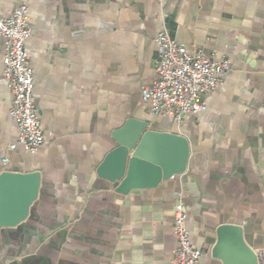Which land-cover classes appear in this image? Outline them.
Wrapping results in <instances>:
<instances>
[{"label":"crops","instance_id":"obj_1","mask_svg":"<svg viewBox=\"0 0 264 264\" xmlns=\"http://www.w3.org/2000/svg\"><path fill=\"white\" fill-rule=\"evenodd\" d=\"M20 3L44 140L34 153L7 150L18 130L0 38V172L40 176L26 218L0 228V264H172L178 201L201 264L248 261L231 240L217 245L222 224L264 250V0H0V16ZM163 23L189 52L231 63L206 109L181 124L140 93L155 79ZM130 117L185 137L184 171L125 193L100 175Z\"/></svg>","mask_w":264,"mask_h":264},{"label":"built area","instance_id":"obj_2","mask_svg":"<svg viewBox=\"0 0 264 264\" xmlns=\"http://www.w3.org/2000/svg\"><path fill=\"white\" fill-rule=\"evenodd\" d=\"M30 34L26 3H20L9 13L0 16V38L5 45L3 74L12 95L8 114L18 130L15 142L7 148L8 152L20 147L34 153L44 140L33 97V70L25 47ZM154 41L155 79L151 84L141 86V97L150 105L152 112L171 116L181 124L206 109V97L223 83L231 63L224 56H206L201 51L189 52L172 39L164 23ZM8 161L9 157L5 155L2 164ZM173 213L176 244L171 263L201 264L202 251L191 243L186 226L187 213L181 201L174 204ZM255 254L257 264H264V250Z\"/></svg>","mask_w":264,"mask_h":264},{"label":"water","instance_id":"obj_3","mask_svg":"<svg viewBox=\"0 0 264 264\" xmlns=\"http://www.w3.org/2000/svg\"><path fill=\"white\" fill-rule=\"evenodd\" d=\"M111 135L116 146L98 172L119 181L117 191L125 193L133 187L158 184L186 167L189 145L182 135L150 129L147 121L134 117ZM39 182L38 172H0V228L14 226L26 218L37 197ZM216 233L217 245L231 240L247 256L245 264H257L255 251L243 241L239 225L222 224Z\"/></svg>","mask_w":264,"mask_h":264}]
</instances>
